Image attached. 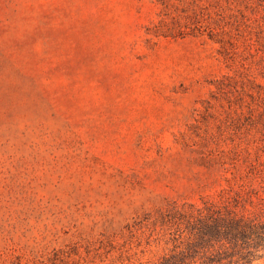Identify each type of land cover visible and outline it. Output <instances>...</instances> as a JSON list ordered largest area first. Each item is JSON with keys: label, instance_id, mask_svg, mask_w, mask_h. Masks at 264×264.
Wrapping results in <instances>:
<instances>
[{"label": "rangeland", "instance_id": "obj_1", "mask_svg": "<svg viewBox=\"0 0 264 264\" xmlns=\"http://www.w3.org/2000/svg\"><path fill=\"white\" fill-rule=\"evenodd\" d=\"M263 96L264 0H0V264H151L174 206L264 208Z\"/></svg>", "mask_w": 264, "mask_h": 264}, {"label": "trees", "instance_id": "obj_2", "mask_svg": "<svg viewBox=\"0 0 264 264\" xmlns=\"http://www.w3.org/2000/svg\"><path fill=\"white\" fill-rule=\"evenodd\" d=\"M262 101L264 115V96ZM249 205V199L235 193L166 210L161 220L172 247L151 264H251L263 258L264 208Z\"/></svg>", "mask_w": 264, "mask_h": 264}]
</instances>
